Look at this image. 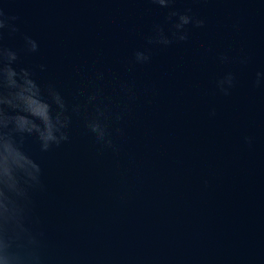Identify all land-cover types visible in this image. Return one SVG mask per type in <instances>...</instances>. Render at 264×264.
<instances>
[{
    "label": "water",
    "instance_id": "water-1",
    "mask_svg": "<svg viewBox=\"0 0 264 264\" xmlns=\"http://www.w3.org/2000/svg\"><path fill=\"white\" fill-rule=\"evenodd\" d=\"M0 5L20 18L19 33L3 40L18 52L13 67L34 72L42 87L52 83L72 101L102 70L113 107L121 80L140 96L119 158L140 183H120L116 159L83 134L82 118H73L72 142L51 153L26 141L45 171L38 212L53 254L82 264H264V86L253 87L264 71V0H177L174 9L191 8L206 26L191 29L186 43L153 47L152 62L131 72L133 53L146 47L154 24H164L167 9L148 0ZM25 35L38 42L37 53L22 50ZM222 54L232 63H220ZM227 72L236 86L224 96L215 81ZM244 136L254 137L251 148Z\"/></svg>",
    "mask_w": 264,
    "mask_h": 264
},
{
    "label": "clouds",
    "instance_id": "clouds-1",
    "mask_svg": "<svg viewBox=\"0 0 264 264\" xmlns=\"http://www.w3.org/2000/svg\"><path fill=\"white\" fill-rule=\"evenodd\" d=\"M177 0H148V3L167 9L164 24H154L145 37L146 47L133 53L127 70L152 62L153 47L168 48L186 43L190 30L202 29L205 19L191 8L174 9ZM207 2V0H201ZM19 17L8 15L0 5V264H82L76 257L53 254L48 232L38 212L37 197L47 193L45 171L24 148L29 138L34 139L43 156L72 142L73 118H82L84 135L90 137L99 150L111 153L117 161L116 175L120 183H140L137 174L130 178L127 170L119 167L123 142L127 140L126 121L140 96L128 81H119L117 95L120 103L113 107L112 97L106 96L102 87L105 72L94 70L87 87L76 90L72 101L65 98L57 87L49 83L41 86L35 73L27 68L13 67L19 60L18 52L5 47V33L11 38L19 33ZM239 21L233 29H239ZM23 51L37 53L38 42L30 36L23 37ZM220 63H232L227 54L218 57ZM250 57L242 55L239 63L247 65ZM45 71L46 66L40 65ZM236 86V75L227 72L215 81L216 89L229 96ZM264 86V71H257L253 87ZM209 115L214 117L215 110ZM243 143L251 148L253 136H244ZM133 161L132 157H129ZM207 186V181H205ZM120 203H126L128 193L118 194ZM97 264H105L103 260Z\"/></svg>",
    "mask_w": 264,
    "mask_h": 264
}]
</instances>
